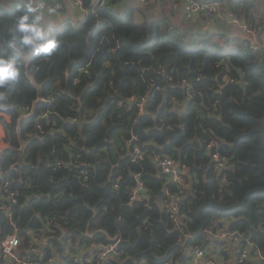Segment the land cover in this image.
<instances>
[{"label":"trees","instance_id":"16d2710c","mask_svg":"<svg viewBox=\"0 0 264 264\" xmlns=\"http://www.w3.org/2000/svg\"><path fill=\"white\" fill-rule=\"evenodd\" d=\"M120 1L84 0L85 13L44 35L24 1L0 6V59L18 71L0 85V185L18 192L11 204L0 189L12 212L0 214V242L47 238L56 252L46 246L44 261L67 253V264H186L225 230L264 264V47L141 7L136 21ZM158 156L185 167L180 181ZM112 242L120 255L97 263ZM93 245L89 261L71 258Z\"/></svg>","mask_w":264,"mask_h":264},{"label":"built area","instance_id":"2783aa9c","mask_svg":"<svg viewBox=\"0 0 264 264\" xmlns=\"http://www.w3.org/2000/svg\"><path fill=\"white\" fill-rule=\"evenodd\" d=\"M106 0H96V3L99 6L105 4ZM142 3H147L149 0H139ZM73 4L82 13L86 12L84 7V0H73ZM170 5L173 10H177L179 5L183 6L185 18L188 21H197L198 16H201L208 24L212 21H215L217 25H222L223 23L238 25L241 30L248 34L249 46L253 52L259 53L263 47L264 43L261 40V34L264 31V20L256 18L254 21L249 22L248 20H243L242 17L231 10L224 0H170ZM43 7H51L53 10L59 11L62 9V3L55 2L51 3L48 0H42ZM150 10L154 9V6L148 5ZM217 21V22H216ZM231 44H236V41L232 40ZM2 147H0L1 149ZM134 156L136 158L142 157V151L138 148L135 149ZM214 158L217 159V168L221 169L226 166V160L223 157H220L218 154H214ZM158 165L166 172L171 174L173 181H180L183 168L180 166V163L174 160L172 157L167 156H158L157 157ZM10 180H5L0 185L2 191H7L6 198L10 200L11 204H15L18 199V192L16 190L10 189ZM175 207V206H174ZM0 210L7 212V215L12 219V212L9 210L8 204L2 200L0 201ZM228 235H232L239 241V247L237 251L236 261L238 264H248L250 262V253L251 248L249 244L241 245V240L239 235L235 232L229 233L225 230L220 232L221 238H226ZM22 244V238L19 236L17 231L8 233L4 236L0 242L1 254H0V264H58L62 256H56L49 259L48 261L43 260H29L25 255H20V246ZM99 251L95 254H92L93 258L97 263H102L112 259L113 257H118L121 253V250L117 243L112 242L110 244L99 245ZM191 259L195 264H217V261L214 256H212L206 248L196 247L191 250ZM67 256V255H66ZM65 257V255H64ZM86 258V261L90 260V257L87 254H83L82 257L78 255L72 256L76 262H79L80 259ZM67 257L65 258V260ZM63 263V262H62ZM61 264V263H60ZM67 264V261L65 262Z\"/></svg>","mask_w":264,"mask_h":264},{"label":"crops","instance_id":"0c3cea01","mask_svg":"<svg viewBox=\"0 0 264 264\" xmlns=\"http://www.w3.org/2000/svg\"><path fill=\"white\" fill-rule=\"evenodd\" d=\"M15 0H0V6L3 5H11ZM27 3L29 6L34 9L38 15H40V18L42 20V24L45 26V29H49L52 26H58L61 25L62 22L66 19H76L80 13L79 9L75 7L73 4V0H58L63 4V8L59 11L53 10L51 7H43L42 6V0H20ZM48 1H56V0H48ZM226 4L229 5V8L231 10L235 9L238 10V8H241L245 5L244 11H240V16L243 20H255L256 18H262L264 17V0H224ZM234 5L233 9L230 7ZM154 5V9L150 10L148 5ZM122 10L128 9V8H135V18L139 19L141 21L143 19V15L141 14V10L138 9V7H141L143 12L146 13L147 16L151 18L160 19L165 14H172L174 19L178 21L179 23H182L185 26H194L196 28H203L206 25H217L215 21H212L211 23H207L201 16H198L197 21H188L185 18L183 6L179 5L177 10H173L170 5V0H149L147 3H142L139 0H121L120 6ZM247 10L249 12H247ZM234 11V10H233ZM236 12V11H235ZM217 22V21H216ZM219 28H222L221 25H217ZM222 29L226 30V34H232L235 37L238 38H246L248 39V34L241 30V28L238 25H232L227 24L225 26L223 24ZM227 28V29H225ZM264 30V28H263ZM261 40L264 43V31L261 34ZM4 136V127L0 123V146H4V142L2 141V137ZM4 212V211H3ZM7 213V212H6ZM29 231V230H28ZM31 235V234H30ZM33 238H31L30 242L33 243ZM96 246H83L82 248H79L77 251V254L75 251L70 253L71 256L78 255L79 257H82V255L92 253L93 249ZM239 247V241L236 240V238L232 235H228L226 238H221L219 236V233L213 235V240L206 245L207 251L215 257L217 264H238L236 261L237 257V251ZM46 245L44 242L39 243V246L32 247V248H24L21 244L19 251L22 252L23 255L26 256V254L35 255L37 260H43V255L46 253L45 251ZM252 249V246H251ZM67 251V250H66ZM65 255V257H64ZM67 253H62L59 255L63 257V259L58 262V264H65ZM250 264H253L254 261H252V257H250ZM63 262V263H62ZM186 264H195L192 259H190Z\"/></svg>","mask_w":264,"mask_h":264},{"label":"clouds","instance_id":"9594fccd","mask_svg":"<svg viewBox=\"0 0 264 264\" xmlns=\"http://www.w3.org/2000/svg\"><path fill=\"white\" fill-rule=\"evenodd\" d=\"M28 19L27 16L21 17L19 29L20 31H27V26L25 21ZM39 35V33H36ZM25 43H29L30 41L25 38ZM55 48L54 42H49L46 46H44L45 52H50L52 49ZM18 74L17 68L14 66V63L6 58L0 59V85L5 84L10 79L16 78Z\"/></svg>","mask_w":264,"mask_h":264},{"label":"water","instance_id":"95a60500","mask_svg":"<svg viewBox=\"0 0 264 264\" xmlns=\"http://www.w3.org/2000/svg\"><path fill=\"white\" fill-rule=\"evenodd\" d=\"M190 29L191 30L201 31V32H207V31H221V32H226V30H224L222 28H219L217 25H206L204 27V29L203 28H196L194 26H190ZM45 30H46L45 29V26L43 25L42 35H44L46 33ZM43 42H45V39H43ZM1 213H6V212H3V211L0 210V214ZM117 239H118L117 237L112 238L113 241H116Z\"/></svg>","mask_w":264,"mask_h":264},{"label":"rangeland","instance_id":"374dc122","mask_svg":"<svg viewBox=\"0 0 264 264\" xmlns=\"http://www.w3.org/2000/svg\"><path fill=\"white\" fill-rule=\"evenodd\" d=\"M136 21H139V19L136 18ZM223 25V24H222ZM225 26H227V24H224ZM222 28H224L223 26H221ZM227 29V28H225ZM1 147V146H0ZM184 171V169H183ZM54 236V235H53ZM54 237H57V238H61L59 236H54ZM43 242L46 246L50 247L52 252L55 253L56 252V248L50 243V240H48L47 238H43ZM68 243V242H67Z\"/></svg>","mask_w":264,"mask_h":264}]
</instances>
